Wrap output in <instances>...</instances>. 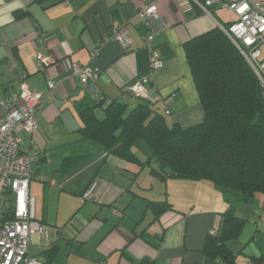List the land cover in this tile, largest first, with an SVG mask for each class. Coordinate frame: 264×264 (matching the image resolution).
Wrapping results in <instances>:
<instances>
[{"label":"crops","instance_id":"obj_1","mask_svg":"<svg viewBox=\"0 0 264 264\" xmlns=\"http://www.w3.org/2000/svg\"><path fill=\"white\" fill-rule=\"evenodd\" d=\"M152 1L163 29L147 46L138 11ZM218 9L210 16L192 0H0V103L22 81L42 101L36 131L22 134L26 147L39 150L29 189L44 234L33 235L31 257L42 264H264V227L259 230L254 214L258 208L264 220L263 196L235 210L247 223L227 242L233 263L211 258L204 245L227 209L221 191L207 181L145 174L148 168L138 171L137 165L109 156L80 131L84 109L94 108L102 119L112 100L130 108L146 102L183 128L200 124L204 109L184 43L236 20L226 9L231 16L217 17ZM18 10L26 15L17 19ZM114 22L128 28L129 46L110 38ZM153 53L164 66L152 75L148 99L135 98L126 89L148 73ZM40 55L53 63L41 66ZM74 64L98 68L96 81L82 84ZM49 80L57 85L53 94ZM156 182L165 184L164 192H151ZM166 200L173 208L155 218L149 202ZM252 218L255 227L247 225Z\"/></svg>","mask_w":264,"mask_h":264},{"label":"trees","instance_id":"obj_2","mask_svg":"<svg viewBox=\"0 0 264 264\" xmlns=\"http://www.w3.org/2000/svg\"><path fill=\"white\" fill-rule=\"evenodd\" d=\"M25 15L15 12L17 19ZM184 49L204 109L200 124L183 128L170 124L146 102L130 108L112 100L102 119L94 108L84 109L80 131L109 156L137 165L138 171L148 168L163 180L211 182L224 194L227 209L216 233L208 234L204 252L233 263L227 242L237 238L247 223L235 210L264 197V87L219 26L186 41ZM138 140L151 150L146 160L134 151ZM149 206L155 218L173 208L167 200L151 201Z\"/></svg>","mask_w":264,"mask_h":264},{"label":"built area","instance_id":"obj_3","mask_svg":"<svg viewBox=\"0 0 264 264\" xmlns=\"http://www.w3.org/2000/svg\"><path fill=\"white\" fill-rule=\"evenodd\" d=\"M204 13L211 14L212 8L226 9L236 20L219 27L228 35L256 73L264 87V0H192ZM147 29L145 43L150 46L154 37L163 29L162 16L155 1L147 3L138 11ZM110 38L125 46L131 44L128 28L114 22ZM93 57L98 51H94ZM41 66H49L52 58L39 56ZM164 66L159 55L153 53L148 73L127 87V92L139 99H148V86L152 75ZM74 76L82 84H93L99 69L90 66L72 65ZM56 83L49 80L48 88L53 94ZM97 97L99 93H95ZM41 94L31 91L27 83L21 82L19 90L0 103V264H42L30 256L33 235L44 234V227L35 217V199L30 195V181L39 150L26 147L23 133L34 134L37 129L38 113L41 110ZM93 188L85 193L90 199ZM211 231L210 234H215Z\"/></svg>","mask_w":264,"mask_h":264},{"label":"rangeland","instance_id":"obj_4","mask_svg":"<svg viewBox=\"0 0 264 264\" xmlns=\"http://www.w3.org/2000/svg\"><path fill=\"white\" fill-rule=\"evenodd\" d=\"M214 14L215 15H217V17H220L221 19H224L225 17H228V16H231V15H229V14H227V11L226 10H223V9H218V10H215L214 11ZM235 21V20H234ZM263 50H264V48H263ZM134 151H135V153L141 158V159H143V160H146L147 159V157H149L150 155H151V150H150V148L142 141V140H138L137 142H136V144H135V146H134ZM144 173L145 174H148L149 173V171H148V169H146V170H144ZM145 178L144 177H142V179L140 180V181H144L145 182V180H144ZM155 189L153 190V191H151V192H156V193H162V192H164L165 191V189H166V186H165V184H161V183H159V182H156L155 183V187H154ZM256 211H258V212H255L254 214L256 215V214H258V221L256 222V225L260 228L259 230H262L261 228H263L264 227V220L263 219H259L260 217H259V209L257 208V210ZM244 216V215H243ZM255 222V219H249V222H248V226L249 227H251L252 225L255 227V224H251V223H254ZM37 247H35V246H32V252L34 251V249H36ZM240 259V261L242 260V257H240L239 258Z\"/></svg>","mask_w":264,"mask_h":264}]
</instances>
